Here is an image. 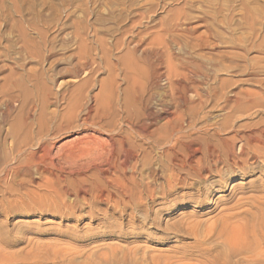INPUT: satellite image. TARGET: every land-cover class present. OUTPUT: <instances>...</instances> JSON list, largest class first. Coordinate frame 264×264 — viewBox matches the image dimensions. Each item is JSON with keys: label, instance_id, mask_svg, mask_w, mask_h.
<instances>
[{"label": "rangeland", "instance_id": "obj_1", "mask_svg": "<svg viewBox=\"0 0 264 264\" xmlns=\"http://www.w3.org/2000/svg\"><path fill=\"white\" fill-rule=\"evenodd\" d=\"M134 23H141L142 27L136 26L139 31ZM169 24L199 26L194 33H204L202 37L205 31L211 33L213 38L205 36L211 44L201 51L203 59L233 69L222 72L221 79L227 82L222 87L217 83L218 97L210 101L206 121L221 124L227 119L231 127L236 123L240 134L263 130L264 0H0L1 142L8 139L11 123L21 112L30 122L42 115L48 120L57 116L56 125H66L70 117L82 118L93 105V96L109 84L107 64L114 61L113 69L140 33L151 30L147 42L156 35L155 26L160 31ZM175 26L169 39L195 44V34L192 39L185 35L191 39L187 40L182 28ZM127 27L131 32L136 28L133 32L139 35H127ZM118 40H124V47ZM232 92L253 96L241 94L233 112L220 111L237 99ZM8 109L13 119L1 121ZM84 135L75 131L58 136L55 153ZM7 142L10 149V139ZM240 167L220 168L225 179L212 176L169 197L157 194L156 202L144 201V211L132 201L94 202L73 192L64 204L41 187L43 178L38 174L29 182L24 176L9 178V184L0 185V264H264V228L244 235L235 247L218 235L228 213L238 216L240 223L252 222L258 212L253 198H262L264 204V162L253 159L245 171ZM159 172L160 193L165 183ZM18 179L28 183L21 185ZM213 225L216 232L205 234Z\"/></svg>", "mask_w": 264, "mask_h": 264}, {"label": "bare ground", "instance_id": "obj_2", "mask_svg": "<svg viewBox=\"0 0 264 264\" xmlns=\"http://www.w3.org/2000/svg\"><path fill=\"white\" fill-rule=\"evenodd\" d=\"M140 24H136L135 27H139ZM183 24L182 27L169 24L171 27H161L160 31L159 26H155L158 30L152 26V30L155 29L159 33L155 31L156 35L152 37L150 34L153 33L148 29L147 33H150L148 36L151 37L148 43L145 41L146 31L142 35L138 33V40L134 41L133 45L128 43L130 40L127 42L128 46L131 45L130 48L125 47L127 52L122 51L124 40L123 42L118 40L123 47L120 46L121 49L116 44L117 50L121 49L126 54L120 55L113 69L111 64L114 61L107 64V68L111 66V70L108 69L109 84L102 89L103 92L93 96V105L82 118L70 117L66 119V125H56L57 116L48 120L42 115L37 122H30L20 111L21 113H18L11 123L8 136L10 149L6 146L7 137L4 140L7 144L5 142L3 144L0 137V185L12 177L17 179L24 176L28 182L33 181L34 174H38L43 178L41 187H44L53 199L58 198L64 204L65 197L73 192L77 198L86 200L89 196L94 202L132 201L140 211H144V201L156 202L159 197L157 194L163 193L165 197H169L179 189L192 187L194 182H200L205 178L208 180L212 176L225 179V174L222 176L220 171L222 167H229L235 171L243 164L240 168L244 170L250 160L264 162V129L260 128L261 131L251 129L249 133L241 135V129L235 127L236 123L231 127L232 123L228 124L227 119L221 124L206 121L207 108L210 107L208 105L211 100H215L213 98L218 97L217 83L220 82L219 86L222 87V84L227 82L221 79L222 72L231 69L220 67L215 64L216 61L214 63L206 61L205 56L203 59L201 51L210 46L211 42L208 39L213 38L210 36L211 33L205 31V36H210L205 39V36L202 37L204 33L199 32L201 35L196 33L197 36L194 33L195 28L199 26L192 28L188 27L187 23L186 26ZM172 26L182 28L184 36L190 37L195 34L193 35L195 40L197 37L195 44L185 42L182 44L176 42L177 39H169L168 35H172L170 33ZM136 28L132 29V32ZM128 29L127 27L124 30L127 35L132 33L131 27ZM173 30L175 31V28ZM135 33L137 35V32ZM181 37L184 39L186 37L190 41L193 38L183 37V34ZM144 42L147 43L146 46ZM231 71L233 72V69ZM227 89L232 88L230 86ZM241 94L246 97L253 96L252 92ZM239 95L234 94L236 98ZM225 96L221 98L227 102ZM241 98H234L232 103L225 104L219 110L229 109L233 112L234 105L237 106ZM9 114L10 109L5 110L1 121H7ZM10 116L9 119L13 117ZM75 131L85 132V135L66 143L55 153L58 136ZM224 133L227 136L223 135ZM155 158L157 162L154 161ZM145 170L149 172L146 173ZM160 170L165 189L159 193L157 189L162 177ZM18 180H21V185L23 181L25 182L24 179ZM251 186L256 188L255 185ZM213 188L214 184L209 186L207 190L209 195L214 192ZM261 199L252 200L258 209L257 218L255 216L256 220L253 219L255 221L240 223L237 220L238 216L228 213L227 217L222 218L219 237H224L226 242L235 247L244 235L253 234L257 229L263 230L264 204ZM197 202L200 203V200ZM57 204L56 208H59ZM184 224L186 225L183 223L182 227ZM213 227L214 225L207 228L205 234L215 233Z\"/></svg>", "mask_w": 264, "mask_h": 264}]
</instances>
